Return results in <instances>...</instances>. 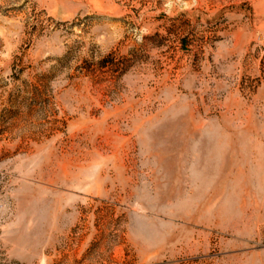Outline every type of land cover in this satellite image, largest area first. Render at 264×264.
<instances>
[{
    "label": "rangeland",
    "instance_id": "obj_1",
    "mask_svg": "<svg viewBox=\"0 0 264 264\" xmlns=\"http://www.w3.org/2000/svg\"><path fill=\"white\" fill-rule=\"evenodd\" d=\"M0 264H264V0H0Z\"/></svg>",
    "mask_w": 264,
    "mask_h": 264
}]
</instances>
